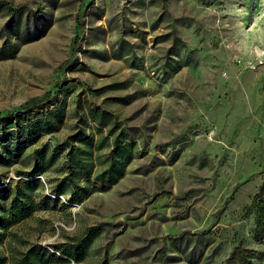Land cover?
Here are the masks:
<instances>
[{
  "label": "rangeland",
  "instance_id": "374dc122",
  "mask_svg": "<svg viewBox=\"0 0 264 264\" xmlns=\"http://www.w3.org/2000/svg\"><path fill=\"white\" fill-rule=\"evenodd\" d=\"M117 134L122 175L97 182ZM72 146L92 152L80 203L53 192ZM35 166L7 264L90 226L83 260L50 264H264V0H0V212Z\"/></svg>",
  "mask_w": 264,
  "mask_h": 264
},
{
  "label": "trees",
  "instance_id": "16d2710c",
  "mask_svg": "<svg viewBox=\"0 0 264 264\" xmlns=\"http://www.w3.org/2000/svg\"><path fill=\"white\" fill-rule=\"evenodd\" d=\"M9 15L14 17L21 9L25 8L24 5L8 6ZM91 117L94 119L96 112L90 111ZM100 125L105 126L108 118L107 112H100ZM34 125H43L46 132H52L55 129V124L51 122L48 115H40L34 120ZM32 124V126H33ZM83 134H76L70 139H79ZM68 138V139H69ZM124 138L117 134L113 139V148L109 152L110 162L108 166L99 173L95 180L100 183L113 184L122 175L123 166L126 161L120 162L119 153H121L124 144ZM68 139H66L61 145H68ZM81 142L84 139L80 140ZM85 141H92V138H85ZM22 149H20L21 151ZM47 152V146L36 148L33 151V155L37 160L45 158ZM92 152H88L81 148V146H72L66 153L65 163L68 169V173L63 176L57 184L53 187V192L63 194L66 192V188H70L69 202L80 203L85 195H87L90 185V180L93 174V165L91 162ZM45 168L35 166L30 174H27V179H23L17 182V187L13 190L11 198L8 203V208L3 209L0 212V231H3L2 236H5L6 230L13 224L19 223L22 220L28 218L37 208V203L34 199V191L39 186V180L37 174H41ZM19 173V172H17ZM21 175V174H19ZM9 184V183H8ZM8 184L4 190L9 194ZM1 233V232H0ZM98 226H90L86 229L84 234L80 237L72 238L73 242L67 241L58 244H54L53 252L41 246L38 243L30 245L26 250L21 252L16 257L12 258L11 264H50L54 261H60L63 259L73 260L79 262L83 260L93 240L98 236ZM55 253L59 254L60 258L55 256ZM8 258L5 255H0V264H7Z\"/></svg>",
  "mask_w": 264,
  "mask_h": 264
},
{
  "label": "built area",
  "instance_id": "2783aa9c",
  "mask_svg": "<svg viewBox=\"0 0 264 264\" xmlns=\"http://www.w3.org/2000/svg\"><path fill=\"white\" fill-rule=\"evenodd\" d=\"M233 62L236 63V64L241 63L245 68L252 69V68L255 67V61L252 58H247V59L241 61L240 58H238L237 56H235L234 59H233ZM222 76L223 77H226L227 76V74H226L225 71L222 72Z\"/></svg>",
  "mask_w": 264,
  "mask_h": 264
}]
</instances>
